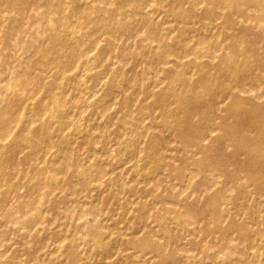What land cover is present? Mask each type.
<instances>
[{
	"label": "rangeland",
	"instance_id": "374dc122",
	"mask_svg": "<svg viewBox=\"0 0 264 264\" xmlns=\"http://www.w3.org/2000/svg\"><path fill=\"white\" fill-rule=\"evenodd\" d=\"M66 1L62 12L40 0L24 7L0 4V111H5L0 125L11 116L19 120L14 133L0 140L4 145L0 156V264H69V246L78 251L76 264H264V192L259 190L264 178L258 173L257 183L247 178L248 170L230 164L235 149L227 132L214 131L212 138L221 143L212 144L208 138V155L197 154L190 142L167 128L158 108L147 115L140 112L154 101L143 93L145 89L159 93L169 87L167 75L153 67L161 55L163 69L181 72L195 84L201 69L211 63L214 82L202 100H211L213 93L224 95L236 81L253 73L264 77L256 56L247 57L248 64L243 63V56L231 58L242 67L236 71L230 64L221 67L223 60L230 59L225 38L211 54L207 36L221 34L212 24L226 22L230 8L218 0H195L198 17L182 19L179 24L188 32L179 35L176 28L169 29L175 20L169 13L172 9L186 11L189 4L177 7L172 0H140L139 9L125 7L127 18L110 21L126 23L131 29L125 31L115 23L121 34L110 38L108 32L95 31L97 22L91 11L104 8L116 13L119 0ZM58 2L54 0L53 6ZM71 2L85 10L83 18ZM208 8L213 9L212 20L204 16ZM148 10L154 14L143 21L140 14ZM60 16L66 21L59 22ZM243 20L249 28L263 29L255 20ZM149 22L160 28L170 50L164 51L162 43L151 37L146 27ZM73 25L81 30H69ZM54 34L62 35L61 42H55ZM66 36L71 41L80 39V46L60 52L58 47ZM258 38L253 41L249 36L240 46H260L263 39ZM181 63L191 67L183 69ZM80 65L85 67L81 70ZM83 71L80 94L73 87ZM133 78L136 88L129 84ZM66 79L71 89L53 103L46 91L61 95L68 85ZM54 80L58 84L52 86ZM247 87L242 88L248 90H242V95L264 103V83ZM183 88L180 81L174 85L177 92ZM27 90H32L30 97H26ZM223 99L222 107L228 104ZM172 101L170 107L175 108ZM127 113L143 123L144 133L137 132L135 122H126ZM219 113L214 118L220 126L235 120L226 112ZM64 116H70L65 126L61 123ZM193 121L204 125L203 112L194 115ZM76 123L81 131L75 130ZM24 124L30 131L44 125L54 133L48 152L33 148L37 139L28 130L24 133ZM248 134L255 136L256 132ZM119 137L134 142L133 148L139 151L120 148L116 144ZM150 137L161 139L156 149L161 156L145 155ZM102 158L104 163L97 162ZM203 160L205 166L200 170L198 162ZM86 168L103 173L92 174L93 185L82 193ZM236 173L242 178L227 177ZM94 231L103 232L107 253L100 254L99 246L91 241Z\"/></svg>",
	"mask_w": 264,
	"mask_h": 264
},
{
	"label": "bare ground",
	"instance_id": "6f19581e",
	"mask_svg": "<svg viewBox=\"0 0 264 264\" xmlns=\"http://www.w3.org/2000/svg\"><path fill=\"white\" fill-rule=\"evenodd\" d=\"M29 1L32 0H0V4H7L9 6L18 4L21 7H24ZM44 4H46L49 9L62 12L64 10V6L67 5L66 0H58V4L54 7L53 1L54 0H40ZM119 6L116 13H108L104 8H96L93 11H91V14L94 13V19L97 22L96 24V30H99L98 32H108V35L110 38L117 37L121 32L119 29L115 27V25H118V28L125 29V31H129L131 28L127 29L126 23L119 24V19L127 18L128 16L125 15V7L130 5V7H136V9H139L140 0H119ZM195 0H172V5L177 4L179 6H182L183 4H189V9L186 11H177L175 9H172L169 13L173 19L174 22L171 23L172 25L169 26V29H175L179 35H183L184 33H187L188 28L182 27L179 23L183 22L182 19H194L198 17V10L197 7L194 5ZM218 3L223 7L226 6L227 8H230L228 13V19L223 24H212V26H216L215 28L221 32L220 35L214 36L213 33L209 34L207 36V41L209 42L208 45L211 47V54L212 49H215L218 51L220 49L219 41L220 39L228 41L229 44L226 49L227 56L230 57V59H226L225 61L221 63V67L232 66V69L236 71L238 68H242L240 64L234 63L231 58H234L235 56H243L245 57V61L243 63H247L249 56H256L258 60V64L261 67H264V0H218ZM72 9L75 7V3H70ZM78 11L77 15L81 19L83 18L81 14H84L85 11L82 7H80L79 4L75 7ZM62 9V10H61ZM252 9V10H251ZM213 9L208 8L204 12V16L206 19L212 20L213 19ZM86 13V12H85ZM154 14V11L148 10L140 14L143 21H147L149 17ZM244 18V22H249L251 20H255L258 24H260L263 29L261 31H257L256 29L249 28L247 23H241V19ZM42 19V18H41ZM66 18L63 16H60L58 18L59 22L66 21ZM116 20L118 22L110 23V21L114 22L113 20ZM50 22V21H48ZM52 22V21H51ZM51 24V23H48ZM174 24V25H173ZM146 27L150 30V35L160 43H162V46H164V51H168L169 46L164 45V39L161 35L160 28L155 25L151 24L150 22L146 24ZM233 31L229 33V30ZM69 30L76 32L78 30H81L77 26L73 25L69 27ZM136 30V27H133V31ZM236 30V31H235ZM214 31V29H213ZM212 31V32H213ZM235 31V32H234ZM66 34L68 31H65ZM74 34V33H72ZM251 36L253 41H256L257 38L260 36L261 39H263V43L258 46L255 43L250 44L246 49H243L240 46V41H243L245 38ZM61 34H54L53 39H55V42H61ZM65 40L62 42L63 46L58 47L60 48V52L64 51H71L73 48H77L80 46L81 42L80 39H75L76 41H71L68 36L64 38ZM256 39V40H254ZM259 39V38H258ZM260 41V39H259ZM167 49V50H166ZM45 51V50H44ZM159 56V55H158ZM161 55L157 62L155 61L156 65L153 67H156V69L163 74H166L167 77L170 79L169 87L166 89H163L159 93L151 91L150 88H147L143 91L144 94L148 95V97H153L154 101L151 106H143V108L140 110L142 114L147 115L149 113V110L153 108H158L161 112V115L166 120V126L169 130L174 131L178 137L181 138V140H185L190 142L192 144L193 148L196 149V153L208 155V148L210 147V144L205 143V141L208 138H212L213 132L221 129L226 133V136L230 139L231 145L233 144V147L235 151L231 155V163L233 165H236V167L240 170H248L249 174L247 175V178H252L254 180H257V183L260 182V177L264 178V103H257L256 101L252 100L250 97H247L242 92V90L246 91V89H249L247 87L250 83L258 82L260 84L264 83V77L260 73H253L249 77H244L236 81V83L228 90L227 93L224 95H221L219 93H213L211 95V100H202L206 93L211 92V86L214 82V80L211 77L209 68L211 67V63L208 62V65H205L207 69H201L200 76L198 78L197 84L192 83V81H188L183 77V74L181 72L177 71H166L161 67L162 63V57ZM248 64V63H247ZM182 68L185 66H190L191 64L184 65L182 64ZM84 65L78 66V68H81V70L84 68ZM191 67V66H190ZM185 69V68H183ZM84 72L82 74L78 75L79 77H76L74 82V91H81L80 94H83L82 91V79L84 77ZM124 74V71L121 72V75ZM150 79V78H149ZM148 79V80H149ZM67 80V79H66ZM180 81L183 85V91L177 92L174 90V85L176 82ZM69 81L67 80L68 84L65 87V90L62 92L61 95H57L52 92L51 89H48L46 91V95L48 98L55 103L57 100H60L61 97H63V94H66L68 92L69 87ZM137 79L133 78L129 84L132 88H136ZM58 81L54 80L51 82V85H57ZM154 86V84H152ZM38 89V87H37ZM38 91V90H37ZM26 92V91H25ZM248 92V90L246 91ZM32 95V90H27L26 97H30ZM225 97V101L224 98ZM186 101L184 102V100ZM222 99L224 103L227 101V105L224 107L220 106ZM175 101L176 107L171 108L170 105ZM90 101L88 102V105H90ZM245 105H250V107L244 108ZM243 107V108H242ZM76 108V107H75ZM1 110V107H0ZM148 112V113H147ZM203 112L205 115V122L204 125H199L195 121H193L194 115H197L198 113ZM227 113L228 116L235 117V120L232 123L226 124V122H223V125L220 126L219 122L215 121V118H219L218 113ZM220 114V113H219ZM5 115V111H0V117ZM104 115L106 116V113L104 112ZM214 115V116H213ZM109 116V114H108ZM215 117V118H214ZM223 115L221 116L222 119ZM70 119V116H64L61 118V123L66 125L68 123V120ZM107 120H110L108 118ZM170 121H175L174 123H170ZM126 122L127 123H133L135 122L138 125L137 132L144 133L142 131L143 129V123H141L140 120H133L131 115L129 113L126 114ZM16 124H19V120L15 116H11L9 119H6L3 124L0 125V140L8 139L13 133ZM64 125V126H65ZM24 133L28 130L30 132V136L33 138H36L37 141L33 145V148L40 147L46 152L50 150L52 147V137L54 136V133L49 130L46 126L42 125L36 130L30 131L29 127L24 124ZM63 128V127H62ZM76 131H81V128L79 126V123H76ZM208 130V131H207ZM207 131V132H206ZM248 131H255V136H249ZM22 134V133H21ZM148 137V134L145 135ZM42 137V138H41ZM220 139L214 138L212 144L214 143H221L219 141ZM149 141V148L146 150V156L149 158H154L161 153L159 147L157 145L161 144L160 138L150 137ZM116 144L123 148L124 150L131 149L133 153H137L139 150L136 148H133L134 142L123 139L122 137H119L116 140ZM4 145H0V156L2 155ZM222 151H225V147L221 146ZM163 151V149H162ZM158 154V155H156ZM244 155V159H242L240 156ZM205 161H199L198 166L202 170L205 166ZM97 162H103L104 159L97 160ZM257 169H260V171H257ZM103 173L102 170L94 171L90 168H86L83 172V176L85 175V178L82 181V187L79 190L82 193H87L91 186L93 185L92 180V174L101 175ZM219 175V174H218ZM228 178H242V176L236 174H228ZM51 181V180H50ZM119 181V180H118ZM117 182V181H116ZM51 186H55L57 183H50ZM210 187V186H209ZM260 191L264 192V187L260 186ZM75 190H77L75 188ZM214 201V200H213ZM41 205V204H40ZM216 216H219V212L216 208ZM91 241L97 244L98 250H100V254H104L107 251V246L104 243L103 239V232H97L94 231L91 234ZM228 236V235H227ZM86 241L85 239H83ZM131 244H134L136 246H140L139 242L133 241ZM68 258H69V264H76L78 260V251L75 247L69 246L68 247ZM109 251V250H108ZM107 251V252H108ZM106 252V253H107ZM60 253V251H59ZM1 263V262H0ZM68 264V263H67ZM105 264H113L111 261H106Z\"/></svg>",
	"mask_w": 264,
	"mask_h": 264
}]
</instances>
